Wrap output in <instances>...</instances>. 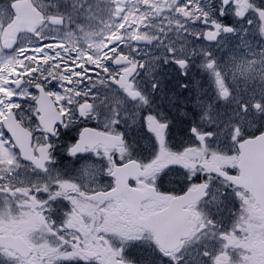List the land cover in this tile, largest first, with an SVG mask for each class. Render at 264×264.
Listing matches in <instances>:
<instances>
[{"label": "snow or ice", "instance_id": "6c2138e0", "mask_svg": "<svg viewBox=\"0 0 264 264\" xmlns=\"http://www.w3.org/2000/svg\"><path fill=\"white\" fill-rule=\"evenodd\" d=\"M108 3L106 34L63 28L89 0H52L25 40L9 31L15 0H0V216L34 218L23 243L0 240V264H264L248 246L264 237V176L246 163L264 144V0H171L203 30L185 28L196 43L167 47L145 78L134 53L161 5ZM221 36L234 40L226 56ZM197 58L212 95L189 81L191 111L183 98L158 111L156 61L187 76Z\"/></svg>", "mask_w": 264, "mask_h": 264}, {"label": "flooded vegetation", "instance_id": "af4514ba", "mask_svg": "<svg viewBox=\"0 0 264 264\" xmlns=\"http://www.w3.org/2000/svg\"><path fill=\"white\" fill-rule=\"evenodd\" d=\"M151 3L147 0L148 5H152L153 3L160 4L161 10L159 14L154 13L152 16L148 17V21L146 27H142L143 34L147 36L154 37L151 43H140L139 44V51L134 53L137 58L145 63V67L143 71L140 73L141 78H145V73L149 70V65L152 63L154 57H163L167 53V48L170 44L174 46L176 43L174 40H170V26L165 25V21L162 17L164 16L165 12L169 10L168 7L164 5L170 4L171 0H150ZM202 3L207 2V0H201ZM243 2V0H241ZM105 5H103L104 7ZM174 8V7H173ZM175 9V8H174ZM233 23H236L234 17H229ZM106 20L104 17L98 23V26L104 25ZM200 28H203L202 25H199ZM139 34V33H138ZM226 39V43L228 45V52L233 50L234 40L233 37H225L221 36L222 39ZM196 42L191 45V47ZM207 45V42H203ZM222 45L214 46L217 50V55L219 56L218 49ZM246 51V50H245ZM187 53V51H184ZM226 51L223 53L225 54ZM180 55V53H177ZM156 79L161 81L162 89L161 91H157L155 95V103L157 106V110H163L164 112H169L173 109V107L179 108L182 106L181 98L184 101H187L186 108L188 111L192 110V100L195 98V90H192L190 95L189 90L183 89L180 87L181 84L188 83L189 81H207L206 75L202 72L199 68V59L193 61V66L190 69V72L187 76L183 75L171 62L167 65L163 63L162 59H158L156 61V72H155ZM27 86V85H26ZM203 89L207 90V96L212 95L211 88L208 87L207 83L203 84ZM176 92V102L175 105L171 104L169 101L171 99L170 93L172 91ZM207 100V97H204ZM50 103V101H47ZM231 108L234 109L235 105H231ZM202 110V106H201ZM27 114V113H26ZM189 125L185 124L182 125L183 128H187ZM176 135L179 137L180 133L177 132ZM58 164L63 163L60 161L59 157L57 158ZM21 163H24L23 161ZM246 163L249 168L250 175L253 177L254 180L257 182L260 181V178L264 176V144H258L253 142V145H250V151L246 157ZM21 173H24L25 170L21 169ZM28 175H32L31 173H27ZM169 179H172L169 177ZM7 206L3 203H0V209H6ZM34 222V218L28 214H26L23 210L20 213H17L15 209L11 211H5L3 216H0V240H8L14 241L16 243H23L25 233L32 227ZM167 226V225H166ZM39 236L38 232H34V234L30 237L32 240H36ZM248 246L253 249V257L259 258L264 260V237H261L258 233L254 235L251 240L249 241ZM228 257L225 256L222 258L221 264H226Z\"/></svg>", "mask_w": 264, "mask_h": 264}, {"label": "rangeland", "instance_id": "374dc122", "mask_svg": "<svg viewBox=\"0 0 264 264\" xmlns=\"http://www.w3.org/2000/svg\"><path fill=\"white\" fill-rule=\"evenodd\" d=\"M18 1L19 0H15V2H18ZM148 1L151 3L150 0H148ZM34 2L38 3L39 6L43 9L42 11H43L44 15H48L47 8H48V5L52 2V0H34ZM89 3L93 5V9H92L91 12L82 11V12H80L78 14L77 13H72L71 19H69V17L66 15L65 19H64L63 27L68 26V28L71 29L72 25H75V27H78L79 25H84L86 28L91 26V29H94V30L99 28V32H101L103 27H98V25L96 23H98V21H100L102 19V17H107L108 16V20H109L110 16H109V12L107 11V9H110V8L106 7V6L103 7V5L105 4V1H102V5H101V7L103 9H105V10H101V7H97L96 6V0H89ZM13 12L14 11H12V10L10 11V15L13 17L11 24L14 22V19L16 17ZM175 24L177 25V28L175 29L176 30L175 31L176 37H177V39H179L183 43H185V41H191L192 36L189 35V31H193L194 32L197 29H199L197 27L196 28H189L188 26H184V27H186L189 30V31H187L185 33L183 31L184 27L182 28L177 23H175ZM108 25H106V30H108ZM186 25H188V23H186ZM86 28L83 27L84 33H82L81 35H79V33H78V31L76 29H73V28L72 29L75 31V35L77 36V38H80V37H83L85 35V33H93L91 31H88ZM45 31H47V29ZM23 38L25 40H27L30 37L24 36ZM93 39H97L98 40L99 36H93ZM225 50H228V48L227 49H225L224 47L219 48L218 49L219 56H226L228 53L225 52L226 54H224L223 52ZM3 53H4V55H10L11 54V53L8 54V53H5V52H3ZM23 106H24V103H22L21 108Z\"/></svg>", "mask_w": 264, "mask_h": 264}, {"label": "water", "instance_id": "95a60500", "mask_svg": "<svg viewBox=\"0 0 264 264\" xmlns=\"http://www.w3.org/2000/svg\"><path fill=\"white\" fill-rule=\"evenodd\" d=\"M16 11L18 16L9 31L14 35H18L24 28L31 32L32 26L39 19L38 13L25 3L18 5ZM4 50L12 51L13 49L5 48Z\"/></svg>", "mask_w": 264, "mask_h": 264}]
</instances>
